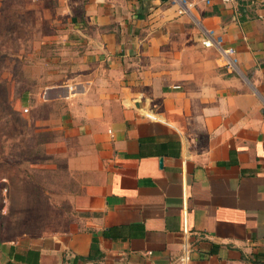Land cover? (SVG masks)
<instances>
[{"label": "crops", "instance_id": "obj_1", "mask_svg": "<svg viewBox=\"0 0 264 264\" xmlns=\"http://www.w3.org/2000/svg\"><path fill=\"white\" fill-rule=\"evenodd\" d=\"M185 1L0 0L15 59L40 69L17 101L63 108L35 123L39 231L0 234V264H264V0Z\"/></svg>", "mask_w": 264, "mask_h": 264}, {"label": "rangeland", "instance_id": "obj_2", "mask_svg": "<svg viewBox=\"0 0 264 264\" xmlns=\"http://www.w3.org/2000/svg\"><path fill=\"white\" fill-rule=\"evenodd\" d=\"M0 28L8 33L0 40L6 45L0 47V175L5 172L9 174L19 172L23 176L18 191L13 186L14 183L8 186L7 181L0 179V215L3 217L0 221V234L2 240H9L16 234H31L32 231H39L38 228L32 227V221L39 219L45 212L48 172L47 168L40 164L45 162L44 143L49 135L46 131L37 130L35 123L40 112H44L47 117L49 110H53L52 114H54L55 111L61 112L63 108L57 104L51 108L43 107L44 111L34 112L30 102L17 101L23 91L36 88L37 85L32 84L29 79L34 74L32 70L40 69L37 66L34 70L30 67V63L28 66H23L15 59L16 39L19 36L17 34L24 31L19 28L15 20L13 7L0 21ZM27 38L29 41L25 44V49L32 47L31 37ZM40 47L41 52L43 51L46 56L49 48L65 46L63 43L45 42ZM18 79L21 81L18 82ZM16 222L17 225L28 224L30 227L21 228L16 226Z\"/></svg>", "mask_w": 264, "mask_h": 264}, {"label": "built area", "instance_id": "obj_3", "mask_svg": "<svg viewBox=\"0 0 264 264\" xmlns=\"http://www.w3.org/2000/svg\"><path fill=\"white\" fill-rule=\"evenodd\" d=\"M173 2H178L180 5L184 6L185 5V0H172ZM204 2L205 4H212L216 1H220L223 3H237L239 0H200ZM208 36L205 37L202 40V45L204 47H216L219 49L220 55L224 61V64L227 67L234 68L237 63V57H236V51L233 47L231 46H226L224 47L223 44V39L220 35H214V32L212 30H209ZM24 111L26 112L27 109L25 108ZM185 234L187 233V230L184 229L183 231ZM188 248L184 250V253L182 255V262H187L189 260L188 256Z\"/></svg>", "mask_w": 264, "mask_h": 264}, {"label": "trees", "instance_id": "obj_4", "mask_svg": "<svg viewBox=\"0 0 264 264\" xmlns=\"http://www.w3.org/2000/svg\"><path fill=\"white\" fill-rule=\"evenodd\" d=\"M23 102V100H21Z\"/></svg>", "mask_w": 264, "mask_h": 264}, {"label": "water", "instance_id": "obj_5", "mask_svg": "<svg viewBox=\"0 0 264 264\" xmlns=\"http://www.w3.org/2000/svg\"><path fill=\"white\" fill-rule=\"evenodd\" d=\"M164 1V0H163Z\"/></svg>", "mask_w": 264, "mask_h": 264}]
</instances>
